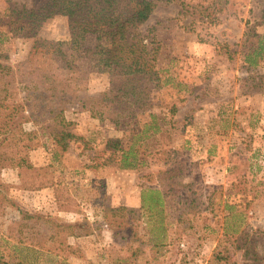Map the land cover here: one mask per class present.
<instances>
[{"label": "rangeland", "instance_id": "374dc122", "mask_svg": "<svg viewBox=\"0 0 264 264\" xmlns=\"http://www.w3.org/2000/svg\"><path fill=\"white\" fill-rule=\"evenodd\" d=\"M47 3L0 0L1 62L25 61L35 38L70 39L68 16ZM23 5L44 13L35 37L10 31L8 12ZM141 30L157 54L156 121L140 113L119 129L74 105L75 138L56 159L48 132L26 122L40 132L36 169L5 167L0 180L34 215L0 202V264H264V61L249 66L242 52L264 34V0L159 1ZM86 77L91 94L110 87L107 72ZM133 135L139 165L124 168L114 141ZM150 187L163 202L152 209Z\"/></svg>", "mask_w": 264, "mask_h": 264}, {"label": "trees", "instance_id": "16d2710c", "mask_svg": "<svg viewBox=\"0 0 264 264\" xmlns=\"http://www.w3.org/2000/svg\"><path fill=\"white\" fill-rule=\"evenodd\" d=\"M159 1L171 0H48V10L68 16L71 37L57 41L35 38L25 61L14 66L0 61V174L5 167H19L24 177L28 170L36 169L29 151L40 132L27 130L26 122L48 132L56 147L55 159L59 151H66L75 134L65 112L74 105L93 116L111 118L119 129L130 127L140 113L146 112L151 121H156L158 116L151 110L150 82L160 78L157 54L141 26ZM43 14L24 5L9 10L11 33L35 37ZM89 34L96 36L93 47L85 43ZM253 36L256 40L242 52L249 66H258L264 61V34ZM93 70L110 74V87L99 94L89 93L86 85V74ZM170 110L176 113V106ZM155 127L156 131L162 128L159 123L149 128ZM135 137L126 146L121 145V139L114 141L121 150L119 161L124 168L139 165ZM142 196L143 206L150 209L163 203L154 188L143 190ZM0 202L16 207L22 220L34 215L20 206L11 196L9 185L1 180ZM226 251L219 249L215 257L229 261Z\"/></svg>", "mask_w": 264, "mask_h": 264}]
</instances>
